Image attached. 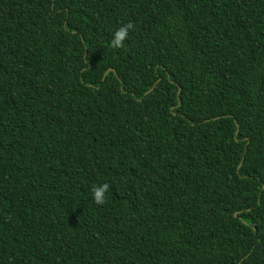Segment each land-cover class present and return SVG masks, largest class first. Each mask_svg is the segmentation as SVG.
Masks as SVG:
<instances>
[{
    "label": "trees",
    "instance_id": "obj_1",
    "mask_svg": "<svg viewBox=\"0 0 264 264\" xmlns=\"http://www.w3.org/2000/svg\"><path fill=\"white\" fill-rule=\"evenodd\" d=\"M0 264H264V0H0Z\"/></svg>",
    "mask_w": 264,
    "mask_h": 264
},
{
    "label": "clouds",
    "instance_id": "obj_2",
    "mask_svg": "<svg viewBox=\"0 0 264 264\" xmlns=\"http://www.w3.org/2000/svg\"><path fill=\"white\" fill-rule=\"evenodd\" d=\"M134 29V24L129 22L126 26L120 27L114 34V39L112 40V46L116 48L123 47L124 41L128 37L130 30ZM109 186L107 184L100 186H93L92 195L93 199L97 204L103 205L106 203L105 193L108 191Z\"/></svg>",
    "mask_w": 264,
    "mask_h": 264
}]
</instances>
